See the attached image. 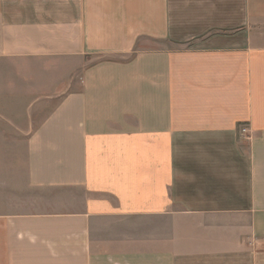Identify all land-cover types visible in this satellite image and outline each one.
I'll return each instance as SVG.
<instances>
[{
	"label": "crops",
	"instance_id": "0c3cea01",
	"mask_svg": "<svg viewBox=\"0 0 264 264\" xmlns=\"http://www.w3.org/2000/svg\"><path fill=\"white\" fill-rule=\"evenodd\" d=\"M16 131L0 264H264V0H0Z\"/></svg>",
	"mask_w": 264,
	"mask_h": 264
},
{
	"label": "rangeland",
	"instance_id": "374dc122",
	"mask_svg": "<svg viewBox=\"0 0 264 264\" xmlns=\"http://www.w3.org/2000/svg\"><path fill=\"white\" fill-rule=\"evenodd\" d=\"M73 81H78V76L73 78ZM58 99V98H57ZM55 98L54 101L56 102ZM29 110L25 108L15 107L14 108V118H15V127H22L23 125L19 122L27 117L25 113H28ZM18 122V123H17ZM11 149L12 151V162L14 164V179L18 180L21 178V174L24 170V159L26 151V140L19 137L17 131L15 132V139L11 141L0 140V153H5Z\"/></svg>",
	"mask_w": 264,
	"mask_h": 264
}]
</instances>
